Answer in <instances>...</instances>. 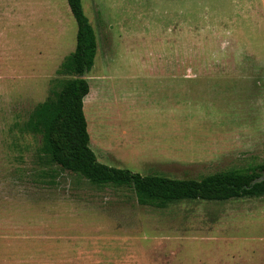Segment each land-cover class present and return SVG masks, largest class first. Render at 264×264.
<instances>
[{"label":"rangeland","instance_id":"rangeland-1","mask_svg":"<svg viewBox=\"0 0 264 264\" xmlns=\"http://www.w3.org/2000/svg\"><path fill=\"white\" fill-rule=\"evenodd\" d=\"M81 4L97 43L83 111L100 163L264 178V0ZM76 32L66 0H0V264H264V195L141 200L45 163L28 120L70 78Z\"/></svg>","mask_w":264,"mask_h":264},{"label":"trees","instance_id":"trees-1","mask_svg":"<svg viewBox=\"0 0 264 264\" xmlns=\"http://www.w3.org/2000/svg\"><path fill=\"white\" fill-rule=\"evenodd\" d=\"M66 1L77 26L75 48L62 65L68 69L70 78L55 93L54 99L36 106L28 120V130L43 135L46 164L80 175L94 184L128 186L141 200L222 201L264 195V178L256 173L220 172L201 179L175 180L100 163L90 147L83 111V100L89 94L85 77L94 65L96 36L81 0Z\"/></svg>","mask_w":264,"mask_h":264},{"label":"crops","instance_id":"crops-1","mask_svg":"<svg viewBox=\"0 0 264 264\" xmlns=\"http://www.w3.org/2000/svg\"><path fill=\"white\" fill-rule=\"evenodd\" d=\"M4 9H5V7H4ZM5 10H6V9H5ZM6 11H7V10H6ZM13 11H14L13 9H8L7 13L9 12L10 15H11ZM3 16H4V15H3ZM1 17H2V16H1Z\"/></svg>","mask_w":264,"mask_h":264}]
</instances>
